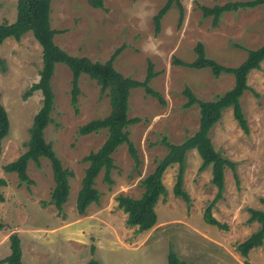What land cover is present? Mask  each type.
<instances>
[{"label":"rangeland","instance_id":"obj_1","mask_svg":"<svg viewBox=\"0 0 264 264\" xmlns=\"http://www.w3.org/2000/svg\"><path fill=\"white\" fill-rule=\"evenodd\" d=\"M167 0H103V8H92L86 0H51L50 26L58 31L54 43L74 57L106 62L121 49L113 62L123 77L143 81L147 61L157 76L150 87L159 92L165 104L145 94L142 88L129 92L128 118L139 122L128 126L129 144L133 145L140 164L137 169L128 153V143L113 153L114 168L104 181L102 170L94 188L99 200L87 207L83 215L75 203L81 179L88 163L83 158L96 152L107 138L101 129L80 135L89 121L110 112L108 90L87 75L78 78L76 109L71 104L72 74L56 64L50 80L54 95L51 122L44 129L49 143L62 166L72 173L68 179L69 195L62 211L49 203L54 187L50 163L41 158L39 165L30 161L27 175L32 185L19 183L15 173H5L3 166L15 161L25 150L32 119L41 107L42 95L26 91L39 80L42 51L27 32L19 41L6 39L0 45V99L9 119V131L1 142L0 179V260L10 255L9 237L20 241L23 264H167L169 248L186 264H264V241L259 249L243 257L237 245L258 229L248 223V209L264 212V60L258 70L249 73L240 105L246 120L245 133L234 120L231 109L211 128L209 138L214 149L232 162L234 169L224 168L222 198L212 215L227 229L210 226L203 212L216 194L211 183V168L199 172L201 160L194 149L185 156L183 190L187 204L173 195L178 165L163 174L166 194L155 206L156 225L139 232L126 224V214L117 207L119 194L139 198L140 182L150 174L167 149V139L180 144L193 135L199 125L197 105L184 109L183 90L188 87L200 101L214 100L233 86V76L214 78L209 69L195 70L173 65L175 57L184 62L195 59L193 51L200 42L208 58L226 67H237L254 50L264 44V5L224 13L218 26L203 18L198 5L212 7L227 2L250 0H178L183 20L178 24V7L172 4L155 34L153 16ZM17 0H0V23L16 19Z\"/></svg>","mask_w":264,"mask_h":264},{"label":"trees","instance_id":"obj_2","mask_svg":"<svg viewBox=\"0 0 264 264\" xmlns=\"http://www.w3.org/2000/svg\"><path fill=\"white\" fill-rule=\"evenodd\" d=\"M50 1L51 0H17L16 19L13 23H0V45L8 38L19 41L27 32H31L35 41L41 47V69L38 73L39 80L25 92L24 98L35 91L42 95L41 107L32 119V125L29 128V139L26 143V150L13 162L3 166L5 173H15L19 183L32 185L33 181L27 175V166L30 161L37 166L41 158L49 161L54 187L50 194L49 203L55 206L58 212L62 211L63 205L67 202L69 195L68 179L72 173L65 169L61 161L55 155L51 145L46 143L43 137L44 129L51 122L50 112L53 106L54 95L50 86V80L54 73L56 64L66 66L72 74L71 104L76 109L77 96L79 88L77 85L80 75H87L100 86V91L108 90L110 112L107 116L89 121L83 125L80 135L95 133L101 129L107 130V138L101 147L96 151L89 153L83 158L88 163L81 179V187L76 197V211L83 215L87 207L99 200V193L94 188L96 177L103 170L104 181L111 183L109 174L114 168L112 153L122 144L129 142L128 126L139 122V119H129L128 96L129 92L136 88H142L146 95L157 99L164 105V99L161 94L150 87V82L158 74L153 71V65L147 61L146 74L143 81H135L123 77L114 67L113 62L120 52L116 49L110 58L104 62H93L87 57H74L67 54L54 43V36L58 32L50 26ZM92 8H103V0H86ZM172 4L178 7V24L180 28L183 20V8L178 0H167L166 3L153 16L154 33L160 31L161 20L169 11ZM264 5V0L235 1L227 2L223 5H214L207 7L198 5L203 18H211V26H218L221 16L226 12H237ZM195 59L192 62H184L180 59L173 58L172 64L188 69L202 70L209 69L214 78L222 74L233 76V86L230 90L222 95H218L211 101L198 100L190 88L183 90V96L186 102L183 104L184 109L197 105L199 108V125L197 131L187 137L180 144H172L167 139H162L161 144L167 149L165 156L157 161L154 170L148 174L141 182L140 186L143 192L139 198H131L122 194L116 196L117 207L126 214V224L130 227H137L139 232L148 231L157 223L155 206L161 196L166 194L165 186L162 182L164 172L172 165H178L173 185V195L182 198L187 204L190 202L189 196L183 190V175L185 167L186 153L194 149L200 160L201 165L199 172L206 168H211V183L216 187V194L209 202L203 212V221L210 225L226 230L224 224L218 222L212 215L214 204L222 198L224 189V168L229 166L234 169L232 162L224 158L213 147L209 138L211 128L221 119L222 113L226 109L232 110L234 120L239 127L248 132L245 117L240 105V99L243 93L249 89L247 78L251 71L258 70L261 62L264 60V44L254 50L247 52L246 59L237 67H226L217 61L208 58L205 47L198 42L194 49ZM9 131V119L5 108L0 99V148L1 142L7 136ZM128 153L134 161L135 169L138 168L140 161L133 145L128 143ZM0 186H6V182L0 179ZM0 202L3 198L0 196ZM264 204V197L260 198ZM248 223L257 222L258 229L250 234L244 241L237 245L239 253L247 257L248 253L262 246L264 241V212L256 209H248ZM0 228L2 225L0 224ZM10 255L0 264H23L20 241L16 234L9 237ZM86 264H98L96 260L91 259ZM167 264H186L176 253L169 248Z\"/></svg>","mask_w":264,"mask_h":264},{"label":"crops","instance_id":"obj_3","mask_svg":"<svg viewBox=\"0 0 264 264\" xmlns=\"http://www.w3.org/2000/svg\"><path fill=\"white\" fill-rule=\"evenodd\" d=\"M259 248H260V247H258L257 249H259ZM255 249H256V248H255ZM255 249H253V250H255ZM253 250H252V251H253Z\"/></svg>","mask_w":264,"mask_h":264}]
</instances>
